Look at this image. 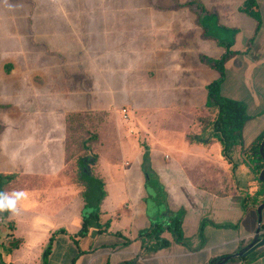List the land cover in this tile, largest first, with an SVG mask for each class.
<instances>
[{
	"label": "crops",
	"instance_id": "obj_1",
	"mask_svg": "<svg viewBox=\"0 0 264 264\" xmlns=\"http://www.w3.org/2000/svg\"><path fill=\"white\" fill-rule=\"evenodd\" d=\"M246 1L170 0L168 9L166 0H0V52L6 44H15L14 54L0 60V67L6 61L5 70L0 68V174L13 176L6 185L19 183L21 171L36 164V171L44 168L39 156L47 151H42L44 145L56 147L51 149L54 176L78 164L79 159L68 156V138L81 150L77 157L82 156L81 142L69 130L68 117L75 113L107 114L109 124L103 128L101 122L93 130L97 139L92 149L98 158L91 174L109 191L113 171L123 168L129 184L118 193L107 192L95 212L97 219L85 231L82 207L75 209L73 229L58 228L43 261L29 250L32 245L24 249L23 237L9 263L211 264L250 242L258 227L260 199L252 196L255 172L252 162H244V146L264 131V0H256L259 20L240 9ZM163 16L169 21L173 17L178 33L173 42H166L171 28ZM206 16L236 34L229 42L212 37L215 53L226 48L218 57L201 47L209 39L204 34ZM228 50L232 55L224 63L221 93L242 102L249 115L234 151L235 165L223 155L213 125L217 109L208 103V86L221 77L215 61ZM135 63L158 64L152 79L163 81L155 91L164 102L140 108L148 120H143V111L141 123L131 125L132 102L119 100L151 90L135 88ZM172 65L174 80L168 79ZM215 71L219 77L210 81L207 74ZM123 108L128 109V120ZM148 109L155 112L153 117ZM42 112H49L47 119L39 117ZM185 114L190 120L184 123ZM44 120L56 125L51 134H40ZM167 120L178 126L168 131ZM19 131L25 132L21 140ZM19 142L27 156L23 162L16 155ZM144 145L151 151V178L156 175L158 180H147L140 169ZM116 151L124 155L122 161H116ZM240 167L242 172L235 173ZM57 185L65 187L64 181ZM166 204L172 211L185 209V243L176 242L169 231L161 234L167 245L156 239L144 243L142 231L154 222L172 220L164 217ZM10 221L13 224L9 214H0L3 231ZM225 264H264V247Z\"/></svg>",
	"mask_w": 264,
	"mask_h": 264
},
{
	"label": "rangeland",
	"instance_id": "obj_2",
	"mask_svg": "<svg viewBox=\"0 0 264 264\" xmlns=\"http://www.w3.org/2000/svg\"><path fill=\"white\" fill-rule=\"evenodd\" d=\"M63 2V0H58ZM161 2V0H158ZM170 1V0H169ZM166 0V6H169L168 9L171 7L170 5L172 2H169ZM49 4H52V1H49ZM213 18H210V16H206V23H204V31L205 35L209 37V39L204 40V42L201 44V47L205 48L206 51L205 53L208 55H212L213 57H218L223 52L225 51V47L221 49L219 54L215 53V43L212 39H216V41H224V42H229L233 41L235 37V32L233 30L226 31L221 25H218L216 22V18L212 16ZM173 19V17H172ZM167 16H163L161 20L163 22H167V24L171 29L166 31V42H173L175 37H177L178 33L175 31V25L174 21ZM191 32V31H190ZM189 32V33H190ZM192 33V32H191ZM194 37V32L192 34V38ZM8 39V38H7ZM215 41V42H216ZM15 44L13 46L11 44H6L4 46L5 50L0 52V60L10 58L14 54V48ZM169 47V46H168ZM220 48V47H219ZM212 49V50H210ZM16 51V50H15ZM157 51V49H156ZM158 52V51H157ZM153 60V59H152ZM6 62V61H4ZM4 62L2 64V68H4ZM138 62V60L136 61ZM146 65L145 63H143ZM143 64L138 65V63L134 64L133 71H131V74L133 76L134 82L133 84L135 85V88H146L152 92L154 91V94L148 92V94L142 93L139 94V96H132L129 97L131 98H122L119 100L120 103H125L126 100L129 99V102H132V105L128 103V106L130 107L131 110V115H132V121L130 122L131 125L137 123H141V112L143 113L144 117L143 120H148V116L146 113V110H139L140 108H143V106H157L159 103L163 100L155 91V89L158 88L159 85L163 84V81L154 77V80L152 79V76L156 75L158 73V64H154L152 66H144ZM0 67V68H1ZM174 68V65L170 67V74L168 79L171 77L172 80H174V73L175 70L171 69ZM5 70V68H4ZM6 72V71H5ZM5 74V73H4ZM207 77L210 79V81L215 80L219 77V72H214V73H209L207 74ZM173 97V96H172ZM186 100L189 102V98L186 97ZM137 108V111L135 110V107ZM245 107V106H244ZM148 111L153 112L152 117L155 115V112L153 110L148 109ZM33 115V114H32ZM49 115V112H42V114L39 115V117H43L44 119H47ZM22 114H17V117H21ZM183 122H189L190 120V114H185L183 118ZM45 121V120H44ZM121 122V121H119ZM168 131L169 128H173V126L177 125V121H171L167 120L166 121ZM46 123V121H45ZM105 127L106 123L109 124V120L106 119L105 122H103ZM117 124V122H115ZM122 123V122H121ZM125 125V123H122ZM178 126V125H177ZM176 126V127H177ZM41 125L38 124V126L35 129H39ZM44 129L41 130L40 134H51L57 127L55 124H45ZM25 132H18L19 138L24 137ZM73 138H68V156L70 158H76L78 160L77 154H81V150L78 148L77 145L73 144ZM19 151L20 153L16 154L18 158L23 162L27 156L22 155V150L20 148L21 144L19 142ZM39 145L37 146V148ZM144 153L143 156L145 157H151V151L149 150V147L147 145H144ZM33 149V148H32ZM44 154H40L39 156L42 158V162H44V168L39 169V171H36L37 169L35 166L32 167V169H28L27 171H21L22 179L19 180V183H16V185H6L3 188V191L5 193H12L13 191H25L28 195L27 198L21 202L18 203L17 207L19 208V215L16 216H10L13 221V226L12 228L10 226L7 227V230H2L3 227L0 226V264H4L11 260L13 258L12 252L17 248V247H12L13 249L11 250L8 249V245L11 244L12 242L15 243V241L22 240L24 237L26 239V243L24 246V249L26 250L28 248V245H32L29 250L34 251L37 256H41V260L43 261L44 255L47 252L50 254V246L54 242L51 239L54 237V235L57 233L58 228H63L66 227L67 229H73L72 226V221H73V212H75V209L78 207L81 208V213L82 216H85L86 213H90L92 210H96L98 206H101L103 203V198L104 196L107 195V192L113 191V193H118L120 190H123L125 187L129 186L125 171L123 168H117L116 170L113 171L110 179V190L108 191V188L100 187L101 189H97V187L93 186L92 182H89V187L87 185V182L85 183V179L83 176H80V171L81 167L79 164L73 165V167H67L66 172H60L58 175L59 176H54L55 174V168H52V163L55 161V159L52 158V150L55 151L56 147L53 146L52 144L44 145L43 150ZM26 151V150H25ZM38 151V150H36ZM35 156V155H34ZM38 156V155H37ZM115 159L117 162L122 161L124 158V155L120 151H116L115 153ZM32 155H29L28 158H31ZM143 157V158H144ZM76 160V161H77ZM75 161V162H76ZM141 171L145 174V177L147 180L151 178V174L149 172L148 166L144 163H141ZM151 164V160L149 162ZM94 165V164H92ZM152 166V164H151ZM241 168V167H240ZM240 173L242 172L241 170H236L235 173ZM60 174L62 176H60ZM150 174V176H149ZM20 175V174H19ZM24 175V176H23ZM245 176V175H244ZM155 178H151L154 180H158V177L153 176ZM88 180L89 178L86 177ZM53 180V182H52ZM63 182L64 181V188L60 187V185H57V182ZM255 186L253 189V197L261 199L263 197L264 193V181H260L254 176V180H252ZM156 182V181H155ZM75 183V184H74ZM80 183V184H78ZM79 185V186H78ZM154 185V184H153ZM73 187V188H71ZM77 191L74 193V191ZM74 193V195H69L70 192ZM259 193V194H258ZM69 196H71V200H69ZM78 203L79 206H71L70 203ZM252 205V204H251ZM167 206V211L165 212L164 217H177L179 219H183L185 216V209H181L179 211H172L171 208H169L170 204H166ZM96 213H99L97 211ZM95 213V215H96ZM109 217L111 215L109 214ZM83 220V218H81ZM6 222V220H5ZM1 224V222H0ZM8 225V224H6ZM71 231V230H70ZM7 233H9L10 237H7ZM13 233V234H12ZM13 235V236H11ZM50 237V239H49ZM56 237V236H55ZM23 238V239H24ZM23 241V240H22ZM24 243V242H23ZM22 244V242H21ZM20 244V245H21ZM53 248V247H52ZM54 249V248H53ZM49 250V251H48ZM50 256V255H49ZM51 258V257H50ZM43 263V262H42ZM50 264V263H49Z\"/></svg>",
	"mask_w": 264,
	"mask_h": 264
},
{
	"label": "trees",
	"instance_id": "obj_3",
	"mask_svg": "<svg viewBox=\"0 0 264 264\" xmlns=\"http://www.w3.org/2000/svg\"><path fill=\"white\" fill-rule=\"evenodd\" d=\"M257 2L256 0H247L240 9L248 14L254 16L259 20V13L256 9ZM232 55V52L229 50L218 60L215 61V66L221 73V77L218 80H215L208 86L209 90V105L214 106L217 111L214 117V131L218 134L219 140L222 143V152L223 155L234 165L237 163L234 159V151L238 147L241 138V131L246 124L249 115L246 112V109L242 102L225 97L221 93V84L224 79V63L225 61ZM107 114H82L75 113L68 117L69 121V130L71 131L73 136L79 138L81 142L82 156L78 158V164L81 167L80 175H85L89 178V181H95L99 183L101 187L104 186V182L101 179L94 177L91 174L92 164L96 162L98 155L93 151L92 146L94 140L97 139V134L94 133V127L98 126L101 122L106 121ZM264 140V131L258 138L249 146H244V154L248 159H245L244 162L246 164H253V170L255 172V176L258 180H261L260 174L264 168V160L260 151L261 143ZM149 157H144V163L148 166L149 172L152 171V166L149 164ZM12 175H3L0 174V192H4V186L12 180ZM89 187V182L87 183ZM259 194V193H258ZM264 202V193L263 197L260 199L259 204ZM100 209V206L96 208V210H92L90 213H86L84 216V225L83 230L87 229L89 225H91V220L97 219V212ZM8 213H4L7 215ZM90 215V216H89ZM171 221L168 223L165 222H154L151 227L147 230H144L140 233V238L143 239V242H146L150 239L159 240L162 244H169V240L163 238L161 236L165 231H169L172 233L174 239L178 243H185V234L183 229V220L177 217H171ZM8 225L13 226L10 221ZM7 225V226H8ZM2 227L3 225L0 224ZM264 230V224L262 223V231ZM264 236V233H263ZM22 240L15 241V243H11L8 245V249L11 250L14 247H18L21 244ZM129 243V242H127ZM13 247V248H12ZM254 253V252H252ZM216 261V260H215ZM123 263H133L135 262H123ZM4 264H11L6 262ZM122 264V263H121Z\"/></svg>",
	"mask_w": 264,
	"mask_h": 264
},
{
	"label": "water",
	"instance_id": "obj_4",
	"mask_svg": "<svg viewBox=\"0 0 264 264\" xmlns=\"http://www.w3.org/2000/svg\"><path fill=\"white\" fill-rule=\"evenodd\" d=\"M260 151L264 160V140L261 143ZM260 178L261 180L264 179V168L261 171ZM263 210H264V202L260 204L259 207L257 208L258 227L250 242L246 246H244L240 251H238L236 254L223 256L217 259L216 261L212 262L211 264H225L235 258H244L247 257L252 252H254L255 250L264 247V236H263L264 232L262 231ZM122 264H133V263H122Z\"/></svg>",
	"mask_w": 264,
	"mask_h": 264
},
{
	"label": "clouds",
	"instance_id": "obj_5",
	"mask_svg": "<svg viewBox=\"0 0 264 264\" xmlns=\"http://www.w3.org/2000/svg\"><path fill=\"white\" fill-rule=\"evenodd\" d=\"M25 191H13L12 193L0 192V214L8 213L10 216L19 215L18 203L27 198Z\"/></svg>",
	"mask_w": 264,
	"mask_h": 264
},
{
	"label": "built area",
	"instance_id": "obj_6",
	"mask_svg": "<svg viewBox=\"0 0 264 264\" xmlns=\"http://www.w3.org/2000/svg\"><path fill=\"white\" fill-rule=\"evenodd\" d=\"M122 111H123V116H124V118L126 119V120H128L129 119V113H128V109L127 108H123L122 109Z\"/></svg>",
	"mask_w": 264,
	"mask_h": 264
}]
</instances>
